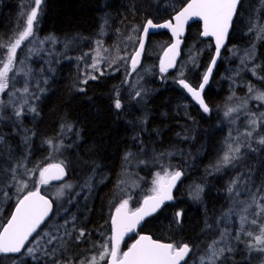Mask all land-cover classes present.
Listing matches in <instances>:
<instances>
[{
	"label": "trees",
	"instance_id": "1",
	"mask_svg": "<svg viewBox=\"0 0 264 264\" xmlns=\"http://www.w3.org/2000/svg\"><path fill=\"white\" fill-rule=\"evenodd\" d=\"M186 2L187 0H42L37 33L40 37L54 38L55 43L52 44L55 50L48 49L51 55L46 62L44 54L41 57L35 56L30 61L28 82L32 90L35 87L39 91L33 103L36 111L24 108L19 118L10 108L0 111V138L3 140L0 143V187L14 182L11 169L18 164L23 167L17 168V179L26 176V169L45 167L50 153L47 141L65 130L69 140L64 149V159L59 163L63 162L66 174L60 183L80 182L84 183V188L71 204L67 200L75 192L68 194L63 207L54 204L51 217L39 229V235L36 233L32 239L33 241L43 235L40 239L43 251L23 255L15 264H55L56 261L59 264H68L69 261L71 264H79L97 251L110 232V218L119 200L118 194L116 196L117 185L126 169L125 157L128 153L132 154L130 159L134 163L144 161L142 165L136 166L134 175L137 178L136 187L137 183L139 185L137 195L146 196L149 194L150 178L157 171L153 156L181 151L178 157H174L183 173L174 191V201L147 218L139 229V233H146L156 240L178 246L181 242L190 245L197 242L205 227L227 209L229 194L226 193L225 186L232 174H238L241 180L246 175L249 178L254 175L251 188H264V158H261L264 156V144L259 145L258 150H261H257L256 155L249 151L243 152L236 161L238 166L235 162L227 171H213L224 152L223 136L226 137V127L219 117L218 108L229 92L230 68L235 69L238 65V59L234 61L237 56L225 61L228 49L235 48L240 52L253 44V59L246 63L254 68L243 71L236 79L264 92V33L259 31L264 26V0H242L240 3L228 43L204 91L203 96L210 109L208 113H202L187 98L181 84L164 80L166 76H172L176 69L163 73L160 71L159 50L164 46L162 52L171 40L164 31L148 37L140 64L150 65L149 71L142 78L144 86L149 88L146 103L141 108L137 107L138 98L126 93V81L123 80L126 72L133 70L129 56L138 44L135 39L129 40L128 37L138 38L147 20L160 22L170 19ZM32 7L34 0H0V42L8 43L18 36L25 24L26 13ZM199 34V22L195 21L187 27L179 59V63L187 59L188 49L196 52L183 75V79L194 87L199 84L213 53L211 41L201 39ZM98 41L101 52H107L111 64V67L102 65V72L92 68L93 61L90 60L98 47ZM151 49L158 50V54L147 56L146 52ZM6 53V48H0V60L5 58ZM114 60L115 63H112ZM106 63L107 60L102 64ZM228 66V74L225 76L223 72ZM90 76H95L96 79H90ZM240 89L243 90V87ZM117 100L121 104L119 109L115 107ZM4 104H7L5 99L2 102ZM260 122L264 124V120ZM262 123H259V133L264 137ZM184 167L190 168V173H186ZM193 174L199 177L191 182L192 185L204 184L199 200L189 198L186 189H182L186 186L185 181L190 183L188 177ZM35 177L36 174L31 178L28 190L35 187ZM89 178H92L91 189L85 187ZM15 203L16 201L9 199L5 205L0 216V228ZM178 212L181 213L180 223H177ZM73 216L75 220H72ZM65 220L69 221L67 225ZM247 226L249 228L253 225ZM80 229L84 230L85 236L77 241ZM66 230L72 235H65ZM44 232L55 235L57 239L48 244L49 237ZM241 236L242 239H235L239 248L247 238ZM134 238L135 235L126 237L120 250L126 249ZM53 248L56 249L55 252ZM239 252L229 256L232 259L228 261L229 264H256L259 258L258 254L254 255L253 260L250 256L247 258L244 251L240 252L241 255ZM11 258L16 257L0 253V264H9L8 260Z\"/></svg>",
	"mask_w": 264,
	"mask_h": 264
},
{
	"label": "snow or ice",
	"instance_id": "2",
	"mask_svg": "<svg viewBox=\"0 0 264 264\" xmlns=\"http://www.w3.org/2000/svg\"><path fill=\"white\" fill-rule=\"evenodd\" d=\"M35 7L31 8V11L26 13V22L23 30L19 32L18 37L14 38L13 41L4 43L0 42V48L7 49V55L5 59L0 60V93H4L6 89L10 86L9 73L13 71L14 63L18 59L17 50L21 48L22 44L25 41H28L29 38H33V42H38L43 45L44 41H36L34 38V30L36 23L38 21V11L42 0H34ZM240 0H189V2L179 11L173 19L175 20V25L171 22H165L164 24H154L152 20H148L143 26V34L134 38L129 36V40L135 39V42L139 44V47L135 50L134 54L131 56V68L133 71L136 70L137 65L140 63V57L142 52L145 50V37L149 34L150 29L154 28H169L172 29L174 36H179L183 33L184 24L192 17H199L203 21V32L201 35L207 37L212 36L215 38L216 42V55H220L221 47L224 45L225 38L228 35L229 27L233 21V17L237 12L238 4ZM255 27V26H253ZM261 33H264V26L259 30ZM53 43H55L54 38L49 37ZM98 47L96 50V56L93 57V64L91 67L98 69L100 60L97 59L100 55V42H97ZM178 47L177 44H173L171 48L165 53V56H168V53L171 52L173 55L168 59L161 60L160 71L166 72L168 68L172 67L175 62V53ZM30 52H34L35 49H29ZM118 59H124L126 57H117ZM21 64L24 61H19ZM216 62V57H213L212 64ZM115 63V60L112 61ZM111 67V64H109ZM22 71V70H19ZM212 72V66H210L207 72L203 76V83L200 84L199 89L193 88L185 80L181 79L178 82L182 85L188 93L191 94L192 98L200 105L201 109L208 113L210 111L208 105L205 103L201 95V90L205 87L209 80V75ZM103 74V73H102ZM255 75V71L253 70ZM27 75V73H25ZM183 75V73H181ZM90 79H96L95 76H90ZM87 81H84L86 83ZM27 84L22 89L23 92H28ZM18 91H20L18 89ZM43 91V89H41ZM83 91V89H81ZM253 91L252 87H249V92ZM140 95L139 92L136 94ZM255 99L264 102V92H257ZM27 103V101H25ZM115 107L119 109L121 107L120 101L117 100ZM32 112H35L36 109L33 107L30 109ZM236 108H228L224 113L225 117H228L232 112L237 111ZM22 115V112L17 109L15 111V116L19 118ZM258 119H264V113L261 114V117ZM250 125L255 126L257 124V119H252L249 121ZM255 128L253 127V131ZM252 131H248L245 135L251 137ZM27 140V138H25ZM0 143H3L2 138H0ZM52 145V141H47ZM260 144H264V137H261L258 141ZM56 151H59L60 146H54ZM227 150L221 158L222 166H229L233 164V161L239 159V153L241 151V146L237 144L235 147L231 143L227 144ZM130 155V154H129ZM127 160L128 157L126 156ZM144 163V161H141ZM22 164H18L16 167L12 168L13 173L12 179L16 181V191L17 193H24L28 188L26 181L17 180L16 172L17 168H22ZM39 171V178L35 184V190H28L22 198H18L15 211L13 212L11 219L8 221L7 225L3 227V230L0 231V253L9 254V253H21L22 249L25 248L26 242L29 241V237L33 233H39L37 230L41 227L42 224L46 222V218H50V213L53 210L55 200H50L46 198L45 195L41 194V186L48 185L52 180H61L62 177L66 174L65 167L63 162L57 164H49L46 167L39 169H26V172L30 175L34 171ZM183 173L181 171H172L169 172L167 168L163 170V175L160 173L156 174V178L153 180V195L145 198L144 203L141 207L137 208L135 211H128V200H124L116 208L115 214L111 218V236L105 239V242L99 247L103 250L99 253V260L96 256H93L90 260H82L81 264H100V261H104L105 264H187V257H189L192 248L189 244L175 245L173 243H161L159 241L152 240L151 237L141 236L127 251L121 253L120 242L124 239V236L136 229L137 225L145 219V217L152 215L158 209L161 208V205L165 201H171L173 199L171 195L172 188L176 185L177 181L181 179ZM91 179L85 182V187L91 189ZM237 180L234 179L227 191L231 194L234 191V186L236 185ZM73 189L72 184H61L56 193V199H61L65 197L66 194L71 193ZM65 190H68L66 193ZM203 189L197 186L194 198H199L200 192ZM259 191V190H258ZM7 196V193H4ZM79 195L76 193L70 195L67 203L71 204L75 199V196ZM251 201L250 203L245 201H236L243 205L241 211L247 213L249 208L255 206V216H264V195H257L256 193H250ZM10 199V197H9ZM63 207V205H61ZM67 211V209H65ZM233 212V209H229L227 213L224 214L223 220L230 213ZM181 213H177V223H180L179 217ZM72 220H75V217H72ZM69 223L68 220H65V225ZM218 224L220 221L217 222ZM251 223L252 225L257 224V220L253 218L251 221L248 220V216L241 214L240 215V228L236 232L235 239L240 240L241 234L252 237L255 243H248V248L250 250H257L264 252V224L259 226V234L254 235L252 232L245 231V224ZM63 227V225H61ZM75 228V225H73ZM210 227V226H209ZM67 236H71L72 233L67 230L64 233ZM48 236L47 243L52 244L53 241L57 239L55 235L50 233H45ZM103 235V234H101ZM85 236L83 229L79 230V235L76 237V240L79 241L82 237ZM229 233L227 228L220 232V239L214 240L211 244L208 245L207 251L204 255L200 257V264H217V261L221 259L225 252H231L232 249L227 247L229 241ZM223 243L225 246L217 247L216 245ZM96 247V245H93ZM36 249L28 247L27 253L32 255ZM56 249L53 248V252ZM55 264H59V261H56ZM71 264V261L68 262Z\"/></svg>",
	"mask_w": 264,
	"mask_h": 264
},
{
	"label": "rangeland",
	"instance_id": "3",
	"mask_svg": "<svg viewBox=\"0 0 264 264\" xmlns=\"http://www.w3.org/2000/svg\"><path fill=\"white\" fill-rule=\"evenodd\" d=\"M34 7H35V3H34ZM38 14H39V11H38ZM24 26H25V24H24ZM36 28H37V23H36L35 30H34V38H35V40L36 41H44V43H43V45H41L38 42H33V38H29V40L28 41H25L22 44L21 48L17 50L18 59L14 63L13 71L9 73L10 78H13L14 77V79H11L10 80V86H9V88L6 89L4 93H0V111L3 110L4 108H7V109L10 108L11 112L15 113V111L17 109H19L20 111H23V109L26 108L27 111H31L30 109L34 107L33 103L35 102V100H36V98L38 96L39 91L35 87H33V90H32V86H30L29 85V82H28V76L27 75H28L29 69L31 67L30 61H31V59L33 57H35V56L36 57L37 56L41 57L44 54V60L46 62L47 59L51 55V53L48 52V49L52 48L53 50H55L54 45L52 44L53 43L52 40L51 39H48L51 36L40 37L38 35V33H37V29ZM22 30H23V28H22ZM29 49H35V51L34 52H30ZM161 49L159 50V54L161 53ZM250 49H253V44L250 45V47H248L247 49H245V51L244 50H241L239 52L235 48L228 49L229 52H227V55L225 57V61H228L233 56H237L236 59H238V57H239V59H238V62L239 63L235 67V69H231L230 68V71H231V72L229 71L230 72L229 73L230 79L228 81V83H229V86H228L229 87V92H228L227 97L224 100V102L218 108V111H220V112H218L219 113V117L220 118L222 117L221 121H224L223 123H224L225 127L228 128V129H226V137L224 139L225 142L223 141V145H224V148L223 149L226 151L227 150L226 145L229 144V143H231L233 145V147H235L237 144H239L241 146V151L239 153V158L241 157L240 155L242 154V152H246V151L247 152L249 151L251 153L256 154V152H257V150L259 148V145H262V144L258 143V141L262 137V135H259L260 134L259 133L260 132V126H259L258 123H260L259 122L260 120L263 121L264 119H258V117H259L260 113H264V102H261V101L255 99L254 97L256 96L257 92H263V91H261L259 89H256L255 87H252L253 88V91L250 93L249 92V87H251V86L249 84H247V83L240 82V79L239 78H238V80L236 79L237 76L240 77V75H241V73L243 71H246L247 69L250 70V69H253L254 68L253 66L251 67L248 63L245 64L246 61H250L251 58L253 59V51L250 50ZM96 50L94 51V53H93V55H92V57L90 59L91 61H93V57L96 56ZM188 53L189 54L186 57L187 59L185 61H183L182 63H179L178 64V66L176 67L173 75L172 76H166L164 78V80H171V81H177L178 82L179 80L183 79V75L185 73V68L188 66V62H191L194 59L195 54H196V52L195 51H192L191 49H188ZM146 54H147V56L153 57L155 54H158V50L151 49V50L147 51ZM242 54H244V55H242ZM6 55H7V53H6ZM6 55H5V57H6ZM246 55H247V57H246ZM130 58H131V55L129 56V62H130ZM246 58H247V60H246ZM97 59L100 60L99 65H101L100 67L98 65V69H99L98 71L99 72H102L103 71V68H102L103 66L102 65L109 66V64H110L109 63L110 57L107 54V52L106 53H103L100 50V55H99V57H97ZM105 60H107L108 63L102 64ZM19 61H24V63L21 64ZM149 66L150 65H148V63H143L142 65H140L139 67H137L135 71L129 70L125 74V81H126V85H127L125 87H128V88L130 87L129 89L128 88H125V90H126L127 93L129 91L131 92V93H128V94H130V95L133 94L135 98H138V101L139 102H138L137 107H140V108L143 106L144 103H146L147 98H148V95H149V88H147L146 86H144V84L142 82V78L145 76V73L149 71V68H150ZM159 66H160V64H159ZM243 66H245V67L243 68ZM228 67H226L225 71L223 72V75L225 74V76H227V74H228V72L226 71V70H228ZM104 69H108V68H104ZM19 70H22V71H19ZM92 71H96V70H93L92 69ZM25 73H27V75H25ZM181 73H183V75H181ZM17 80H20V81L19 82H16ZM130 83H132V84H130ZM26 84H27V87L29 89L27 93H25V92L22 91V89L26 86ZM246 86H247V88H246ZM240 87H243V90H241ZM18 89L20 91H18ZM137 92L140 93L139 96L136 95ZM27 94H28V96H27ZM230 94L232 95V97H231ZM242 95H244V96H242ZM241 96H242V98H241ZM4 99H5V101H7V104L2 105V102L4 101ZM25 101H27V103H25ZM130 107H132V106H130ZM230 107L231 108H236L238 110L232 112L228 117H225L224 113ZM127 108H129V107L127 106ZM222 109H223V111H222ZM240 116H242L241 117L242 120H241ZM252 119H257V124L255 126L250 125V123H249V121L252 120ZM237 127H239V128H237ZM253 127L255 128L254 131H253ZM230 128H231V130H230ZM232 128L234 129V131H233ZM248 131H252V133H253L252 136H251V138L249 136L245 135V133L248 132ZM67 133L68 132L65 131V130L61 131L54 139L50 140V141H52V145H50L48 143L49 144V152L50 153H49V156H48L46 165H48V164H57V163H59V161H63L64 156H65L64 149H65V147L67 145L66 144L67 143V140H69V135ZM227 136H228L229 139L227 138ZM226 140H229V141L227 142ZM244 142H245V144H244ZM225 143H227V144L225 145ZM57 145L60 146L59 147V151H56L55 150V147L54 146H57ZM253 146H254V148H253ZM180 153H181V151H178V152L170 151L167 154H157V155L154 156V158L156 159V160L154 159V162L156 163V169H157V171L155 173H153V176L150 178V181L151 182H150V186L148 188L149 194H154L153 193V180L156 178V174L157 173H160V175H163V170L165 168H167L169 172H172V171H180V169L177 166V162L178 161H175L174 160V157H178L180 155ZM223 155H224V153H223ZM127 156H128V159H127L126 169L124 170V173L122 175V178H121L120 182L117 185L118 186V189L116 191V196L118 194V196H119L118 199L119 200L117 201V205L116 206L120 205V203L122 201L128 200V206L130 205L129 206V209L132 210V209L136 208V206H138L139 201L144 197L143 195H139V196L137 195V190H138V186L139 185L137 183V187H136L137 178L134 175V171H135L136 166H140L143 163H141V162H139V164L134 163L130 159L131 156H132L131 153H128ZM156 156H157V158H156ZM222 156H221V158H222ZM221 158L218 161L216 167H214L215 168V170L213 169L214 172L217 171V173H218V172H220L223 169H230V168L233 167V164H235V162L237 161V160H235V162L233 161V164L231 166L230 165L229 166H222V164L219 163V162H221ZM184 168L186 169V173H190V168H187V167H184ZM37 169H39V168H37ZM219 169H220V171H219ZM35 174H36V177L34 178V180H35V183H36V181L39 178V171L38 170L32 172L30 175L27 173L24 178L17 179V180L26 181L27 184H28V187H29L30 180H31V178ZM198 177H199L198 175L193 174V176L191 175V176L188 177L190 183H188V181L187 182L185 181L186 186L189 185L188 187H190L189 189H188V187H185L186 188V192L188 193V197L189 198H194V195H195L194 192L196 191V188L197 187L195 186V184L192 185L191 182L193 180H195V178H198ZM246 177L247 176L243 177V180H240L239 179V175L236 174V175H232V178H230L231 181H230V179H229V181H227V184L225 186V191H226L227 194H229V195H227V197L229 196L228 197L229 200L227 199L228 200V207H227V209L225 211L220 212L217 215L216 220L210 224V228H209V226L208 227H205V231L203 232L202 235H200L201 238L199 237V239H198L197 242H194L193 245H190L191 248L192 247L193 248H192V251L190 253V256L191 257L187 260V264H200V257L206 253L209 244H211L214 240H219L220 239V232L223 231V230H225L224 229V226H226L225 228H227L228 233H229V237L231 239V240L229 239V241H228V243H227L226 246L227 247H230V248L231 247L232 248L234 247V248L232 249L231 252H225L224 255L222 256L223 258L221 257V259H220L221 261L220 260L217 261V264H229L228 260L229 261H232L231 259H229V256H230L229 254H232L234 251L236 253L238 251L242 252L244 250H245L244 252H246L245 255L247 257L250 256L251 258L254 257V255H257L259 253L258 254L259 255V258L257 259L256 264H264V260H263L264 259V252H260V251H257L255 249H253V250L256 251L255 252L253 250L248 249V243L249 242L255 243V241L252 239V237H248V236H246L244 234H241V235H244L245 237H247L246 240L249 239V241H246V240L243 241L242 248H245L246 247V249H242V251L239 248V245H237L236 244V241H235L236 232L240 228V223L239 222H240V215L241 214L247 216L248 215L247 213L248 212L251 213V211H252V213L250 215H248V217H249L248 220L251 221L253 218H255L257 220L256 226L257 225L258 226L256 227L255 225H253V230H252V228H250L251 230H249V228H247V225L245 224V231H247V232H249V231L252 232L253 231V234L254 235H257V234H259V231L258 230H259V226L261 225L259 223L262 222V224H264V216H262V218H263L262 219L260 216H255L254 215L255 210H253V209H255V206L249 208V210H248L247 213H244V212L241 211L243 205H241L239 203H236V201H245V202L250 203V201H251V196L249 195L250 193H256V194L259 193L257 195H264V188L262 190L260 189V191H258L259 189L256 188V187H252V189H250L251 186H253V178L252 177L251 178H249V177L246 178ZM234 179L237 180V183L234 186V191L230 194L227 191V188L229 187L230 183ZM245 183H246L247 188H246V186H244ZM61 184H63V183H58V184H53V185L52 184H48V185H44L42 187V192L45 193L46 195L50 196L52 198V200H55V204H58L60 207H61V205H63L66 197L69 194L68 193V190H65L66 193H68V194H66L64 198H61L60 199L61 201H59V199H56L55 193H56L58 187ZM64 184H72L73 185L72 192L79 193V194L82 193V189L84 188L83 187V184L84 183H80V182L77 183V184L76 183L66 182ZM74 185H76V186H74ZM197 186H199L200 188L204 189V184L203 183L202 184L200 183ZM238 188H239V190H238ZM243 188H245L247 190H245ZM193 189H194V191H192ZM26 191H28V188L25 190V192ZM256 191H258V192H256ZM5 192L7 193V196L4 195ZM201 193L202 192H200L199 196L201 195ZM22 194L23 193H17V191H16V181H14L13 183L12 182H9L8 185H4V186L0 187V201H1L0 202V204H1L0 205V216H1V213H2L5 205L9 201V197H10V199H12L14 201H17L18 198ZM192 194H194V195H192ZM190 195H192V197ZM129 197H131V198L129 199ZM133 205H135V207H133ZM229 209H233V212L230 213L227 217H225L222 220L221 218L224 217V214L227 213L229 211ZM233 218H234V220H233ZM218 221H220L219 224L217 223ZM247 224H251V223H247ZM254 227H256V228H254ZM256 231H258V232H256ZM43 234H45V232ZM42 236L43 235H41L40 237L35 238L26 247V249L23 251V253L21 255H19L16 258L9 259L8 260V263L9 264H15V263H17V262L20 261L19 258L22 257L23 255H29L27 253V248L28 247H31V248L36 249V251L34 253H41L43 251V249L41 248V245H40V239L42 238ZM109 236H110V232H109V235H106L104 237V241L100 245H102L105 242V239L107 237H109ZM232 238H234V239L232 240ZM216 246L217 247H223L225 245L223 243H221V244H218ZM102 250L103 249L99 247V249L97 251H95V252L91 253L90 255H88V257H86L84 260H86V261L87 260H90L93 256H96V258L99 260V253ZM121 253H122V251H121ZM226 254L229 255V256L227 257ZM224 256H225V258H224ZM254 259L255 258H253V260ZM258 260L260 262H258ZM223 261H224V263H223ZM104 263H105L104 261H100V264H104ZM79 264H81V262Z\"/></svg>",
	"mask_w": 264,
	"mask_h": 264
},
{
	"label": "water",
	"instance_id": "4",
	"mask_svg": "<svg viewBox=\"0 0 264 264\" xmlns=\"http://www.w3.org/2000/svg\"><path fill=\"white\" fill-rule=\"evenodd\" d=\"M241 1H242V0H240V3H241ZM188 2H189V0H188V1H187V2H186V3H185V4H184V5H183L178 11H176V12L171 16L170 19H166V20H164V21H160V22H153V21H152V22H153L154 24H164L165 22H171L173 25H175V20L173 19V17H174L179 11H181L182 8H183L184 6H186V4H187ZM240 3L238 4L237 12H238V9H239V6H240ZM237 12H236V14H235L234 17H233V21H232V23H231V25H230V27H229L228 35H227V37L225 38L224 45L221 47L220 55H219V56L216 55V42H215V38L212 37V36H207V37H205V36L201 35V33L203 32V21H202L199 17H192V18H190V19L184 24V27H183V33H182L181 35H179V36H174V35H173V32H172V29H169V28H154V29H150L149 34L145 37V47H146V43H147L148 37H149L151 34H155V33L161 32V31H164V32L168 33V35H169L170 38H171V41H170V43L164 48V50H163L162 53H161V56H160V66H161V60H162V59L165 60V62H167L168 59L173 55V53L169 52V53H168V56H165V53L171 48V46H172L173 44H177V43H178V47H177V49H176V53H175V62H174V64H173V66L170 67V68H168V70H167V71H172V70H174L175 67L177 66V63H178V61H179V59H180V57H181V49H182V45H183V43H184V37H185L186 32H187V27H188L191 23H193V22H195V21H196V22H199V23H200V34H199L200 38H201V39H209V40L212 42V47H213L212 57H211V59H210V61H209V63H208V66L206 67V69H205V71H204V74H205V73L207 72L208 68H209L210 66H212V72H211V74L209 75V80H208L207 84L205 85V87L203 88V90H201V95H202V98L204 99V97H203V93H204L206 87L208 86V84H209V82H210V80H211V77H212V75H213V73H214V71H215V69H216V67H217V65H218V62H219V60H220V56H221L222 51H223V49L226 47V45H227V43H228L229 35H230L231 30H232L233 22H234V20H235V18H236ZM147 21H148V20H147ZM147 21H146V22H147ZM146 22L143 24V26L146 24ZM142 34H143V27H142V29H141L140 36H141ZM138 47H139V44L137 45L136 49H137ZM136 49H135V50H136ZM144 51H145V50H144ZM144 51H143L142 54H141L140 62L142 61V58H143V55H144ZM134 52H135V51H134ZM133 54H134V53H133ZM133 54H132V55H133ZM213 57H216V62H215L214 65L212 64ZM139 64H140V63H139ZM139 64H138V65H139ZM138 65H137V66H138ZM130 66H131V60H130ZM204 74H203V76H204ZM203 76H202V78H201V80H200V83L198 84L197 87H194V86H192V85H190V86H192L193 88L199 89L200 84L203 83ZM187 83H188V82H187ZM182 88H183V87H182ZM183 89H184V88H183ZM184 91H185V93L187 94V96H188V98L190 99V101H191L194 105H196V106L199 108V110H200L201 112L205 113V112L201 109L200 105L196 102V100H194V99L192 98L191 94L188 93L186 89H184ZM204 101H205V99H204ZM205 103H206V101H205ZM206 104H207V103H206ZM62 178H63V177H62ZM61 180H62V179H61ZM61 180H52V181H50V182H59V181H61ZM178 182H179V181H177V183H178ZM177 183H176V185H177ZM176 185L172 188V191H171V195H172V197H173V190H174V188L176 187ZM34 190H35V189H34ZM34 190H33V191H34ZM41 194L44 195L42 192H41ZM152 195H153V194H152ZM152 195H149V196H152ZM45 196H46V195H45ZM22 197H23V196H22ZM22 197H21V198H22ZM146 197H148V196H146ZM146 197H144V198L141 200V203H140V205H139L137 208H139V207H141V206L143 205L144 200H145ZM46 198L50 199V198L47 197V196H46ZM50 200H51V199H50ZM172 201H173V199H172L171 201H165L164 204L161 205V208H162L165 204H167V203H169V202H172ZM15 207H16V205L13 207V209H12V211H11V214H10L9 218H8L7 221L4 223V225L2 226V228H1L0 231L3 230V227L6 226L7 223H8V221L11 219V216H12L13 212L15 211ZM53 207H54V206H53ZM137 208H136V209H137ZM161 208H160V209H161ZM136 209H134L133 211H135ZM160 209H158V210H157L155 213H153L152 215L156 214ZM52 211H53V210H52ZM115 211H116V209L113 211V214H112V215L115 214ZM128 211H129V210H128ZM51 213H52V212H51ZM51 213H50V215H51ZM152 215H150V216H152ZM150 216L145 217V219H147V218L150 217ZM111 218H112V216H111ZM47 219H48V218H46V220H47ZM145 219H144V220H145ZM144 220L141 221V223H140L139 225H137V227H136V229H135L134 231L127 233V234L124 236V238H125L126 236H129V235H132V234H136L137 231H138V229L141 227L142 223L144 222ZM110 224H111V221H110ZM41 226H42V225H41ZM111 227H112V226H111ZM34 234H35V233H33V235H34ZM33 235L29 237V240L33 237ZM141 236H148V237H151V236L148 235V234L141 233V234H139V235L134 239V241L130 244L129 247H131L132 244H134L137 240H139ZM151 239H152V240H155V241H159V240L153 239L152 237H151ZM123 240H124V239H123ZM123 240H122V241H123ZM122 241L120 242V244L122 243ZM159 242H161V243H169V242H163V241H159ZM27 243H28V242H26V244H27ZM129 247H128V248H129ZM128 248L125 249L124 251H127ZM22 250H23V249H22ZM19 254H20V253H9V254H5V255H13V256H17V255H19ZM181 264H183V262H181Z\"/></svg>",
	"mask_w": 264,
	"mask_h": 264
},
{
	"label": "bare ground",
	"instance_id": "5",
	"mask_svg": "<svg viewBox=\"0 0 264 264\" xmlns=\"http://www.w3.org/2000/svg\"><path fill=\"white\" fill-rule=\"evenodd\" d=\"M250 50H251V49H250ZM250 50H249V51H250ZM244 51H245V50H244ZM248 53H249V52H248ZM236 54H237V53H236ZM242 55H244V54H242ZM249 56H250V55H249ZM251 56H252V55H251ZM233 57H236V56H233ZM246 57H247V55H246ZM238 59H239V57H238ZM235 60L237 61V59H234V61H235ZM242 60H243V59H242ZM246 60H247V58H246ZM246 60H245V61H246ZM249 60H250V59H249ZM252 61H253V60H252ZM237 62H238V61H237ZM237 62H236V63H237ZM241 62H242V61H241ZM246 62H247V61H246ZM246 62H245V64H246ZM249 62H250V61H249ZM26 63H27V62H26ZM238 63H239V62H238ZM238 63H237V64H238ZM43 64H44V63H43ZM234 64H235V63H234ZM44 65H45V64H44ZM239 65H240V64H239ZM241 66H242V65H241ZM235 67H236V66H235ZM244 67H245V66H243V68H244ZM39 68H40V67H39ZM228 68H229V67H228ZM232 69H233V68H232ZM236 70H237V69H236ZM124 78H125V77H124ZM123 81H125V79H124ZM83 82H84V81H83ZM120 84H121V82H120ZM130 84H132V83H130ZM240 84H241V83H240ZM126 86H127V85H126ZM131 86H132V85H131ZM122 88H123V87H122ZM122 88H121V89H122ZM126 88H128V87H126ZM129 88H130V87H129ZM129 88H128V89H129ZM133 88H134V87H133ZM246 88H247V86H246ZM121 89H120V91H121ZM131 89H132V88H131ZM135 89H136V88H135ZM245 90H246V89H245ZM245 90H244V91H245ZM235 91H236V90H235ZM126 93H127V92H126ZM128 93H131V92L129 91ZM184 94H185V93H184ZM231 94H232V93H231ZM231 94H230V95H231ZM241 94H242V93H241ZM241 94H240V95H241ZM230 95H229V96H230ZM240 95H239V96H240ZM246 95H247V94H246ZM242 96H244V95H242ZM242 96H241V98H242ZM231 97H232V95H231ZM236 97H237V96H236ZM187 98H188V97H187ZM239 98H240V97H239ZM241 98H240V99H241ZM126 99H127V98H126ZM233 99H234V98H233ZM228 100H229V99H228ZM230 100H231V99H230ZM222 107H223V106H222ZM222 111H223V109H222ZM218 112H220V111H218ZM218 114H219V113H218ZM241 117H242V116H240V118H241ZM243 117H244V116H243ZM260 117H261V116H260ZM258 118H259V117H258ZM221 119H222V117H221ZM226 119H227V118H226ZM218 120H219V119H218ZM241 120H242V118H241ZM237 121H238V120H237ZM222 122H224V121H222ZM259 122H260V121H259ZM230 123H231V122H230ZM236 123H237V122H236ZM236 123H235V124H236ZM260 123H262V122H260ZM219 124H220V123H219ZM222 124H224V123H222ZM228 124H229V123H228ZM258 124H259V123H258ZM262 124H263V123H262ZM263 125H264V124H263ZM221 126H222V125H221ZM223 126H224V125H223ZM231 126H232V125H231ZM237 128H239V127H237ZM261 128H263L262 125H261ZM226 129H228V128H226ZM232 129H233V128H232ZM230 130H231V128H230ZM235 130H236V129H235ZM258 130H259V129H258ZM263 130H264V129H263ZM225 131H226V130H225ZM233 131H234V129H233ZM233 131H232V132H233ZM260 131H261V130H260ZM236 133H237V132H236ZM236 133H235V134H236ZM263 133H264V131H263ZM223 134H224V133H223ZM225 134H226V133H225ZM259 135H260V134H259ZM235 136H236V135H235ZM223 137L225 138V136H223ZM229 137H230V136H229ZM262 137H263V136H262ZM227 138H228V136H227ZM250 138H251V137H250ZM228 139H229V138H228ZM237 140H238V139H237ZM250 140H251V139H250ZM226 141L228 142L229 140H226ZM251 141H252V140H251ZM224 142H225V141H224ZM248 142H249V141H248ZM219 143L221 144V141H220ZM249 143H250V142H249ZM226 144H227V143H225V145H226ZM244 144H245V142H244ZM250 145H251V144H250ZM70 146H71V145H70ZM220 146H222V145H220ZM220 146H219V147H220ZM226 146H227V145H226ZM71 147H72V146H71ZM242 148H243V147H242ZM253 148H254V146H253ZM259 148H260V147H259ZM246 149H247V148H246ZM252 150H253V149H252ZM260 150H261V149H259L258 151H260ZM219 151H220V150H219ZM222 151H223V150H222ZM224 151H225V150H224ZM258 151H257V152H258ZM223 153H225V152H223ZM223 153H222V155H223ZM242 153H243V152H242ZM184 154H185V153H184ZM253 154H254V153H253ZM175 155H176V154H175ZM198 155H199V154H198ZM220 155H221V154H220ZM244 155H246V154H244ZM250 155H251V154H250ZM255 155H256V154H255ZM163 156H164V155H163ZM258 156H259V155H258ZM258 156H257V157H258ZM153 157H154V156H153ZM165 157H166V156H165ZM257 157H256V158H257ZM156 158H157V156H156ZM219 158H220V157H219ZM261 158H264V156L261 157ZM154 159H155V158H154ZM186 159H187V158H186ZM191 159H192V158H191ZM155 160H156V159H155ZM157 160H158V159H157ZM243 160H244V159H243ZM247 160H249V159H247ZM250 160H251V159H250ZM151 161H152V160H151ZM160 161H161V160H160ZM259 161H261V160L259 159ZM158 162H159V161H158ZM163 162H164V161H163ZM234 162H235V161H234ZM240 162H241V161H240ZM247 162H248V161H247ZM257 162H258V161H257ZM219 163H221V162H219ZM157 164H158V163H157ZM236 164H237V162H236ZM240 164H241V163H240ZM257 164H258V163H257ZM238 165H239V164H237V166H238ZM230 166H231V165H230ZM260 166H261V165H259V167H260ZM234 168H235V167H234ZM234 168H233V169H234ZM200 169H201V168H200ZM220 169H221V168H220ZM220 169H219V171H220ZM247 169H248V168H247ZM256 169H257V168H256ZM256 169H255V170H256ZM214 170H215V169H214ZM217 170H218V169H217ZM225 170H226V169H225ZM255 170H254V171H255ZM263 170H264V169H263ZM226 171H227V170H226ZM238 171H239V170H238ZM259 171H260V170H259ZM216 172H217V171H216ZM233 172H234V171H233ZM242 172H243V171H242ZM210 173L212 174V171H210ZM210 173H209V174H210ZM213 173H214V172H213ZM218 173H219V172H218ZM235 173H236V170H235ZM251 173H252V172H250V175H251ZM216 174H217V173H216ZM247 174H249V173L247 172ZM254 174H255V173H254ZM213 175H214V174H213ZM232 175H233V174H232ZM250 175H249V176H250ZM215 176H216V175H215ZM220 176H221V175H220ZM225 176H226V175H225ZM246 176H247V175H246ZM261 176H262V175H261ZM263 176H264V175H263ZM213 177H214V176H213ZM251 177H252V175H251ZM251 177H250V178H251ZM131 178H132V177H131ZM231 178H232V177H231ZM246 178H247V177H246ZM252 178L254 179V175H253ZM256 178H257V177H256ZM256 178H255V180H256ZM240 180H241V179H240ZM242 180H243V177H242ZM230 181H231V179H230ZM222 182H223V181H222ZM244 182H245V181H244ZM258 182H259V180H258ZM238 183H239V182H238ZM255 183H256V182H255ZM201 184H202V183H201ZM218 184H219V183H218ZM218 184H217V185H218ZM220 184H221V183H220ZM253 184H254V182H253ZM197 185H198V184H197ZM197 185H195V186L197 187ZM238 185H239V184H238ZM241 185H242V184H241ZM250 185H251V184H250ZM255 185H256V184H255ZM263 185H264V183H263ZM263 185H261V186H263ZM184 186H185V185H184ZM184 186L182 187V189H184L185 187H188L189 185H188V186H185V187H184ZM191 186H192V185H191ZM202 186H203V185H202ZM218 186H219V185H218ZM244 186H246V183H245ZM259 186H260V185H259ZM193 187H194V186H193ZM246 187H247V186H246ZM256 187H257V186H256ZM189 188H190V187H188V189H189ZM219 188H220V187H219ZM240 188H241V187H240ZM260 188H261V187H259V191H260ZM180 189H181V187H180ZM185 189H186V188H185ZM185 189H184V190H185ZM243 189H245V188H243ZM251 189H252V188H251ZM253 189H254V188H253ZM238 190H239V188H238ZM245 190H247V189H245ZM182 191H183V190H182ZM192 191H194V189H193ZM251 191H252V190H251ZM251 191H250V192H251ZM189 192H190V191H189ZM244 192H245V191H244ZM256 192H258V191H256ZM182 193H183V192H182ZM194 193H195V192H194ZM213 193H214V192H213ZM180 194H181V193H180ZM190 194H191V193H190ZM246 194H247V193H246ZM257 194H259V193H257ZM187 195H188V193H187ZM192 195H194V194H192ZM192 195H190V196L192 197ZM249 195H250V194H249ZM249 195H248V196H249ZM238 196H239V195H238ZM240 196H241V195H240ZM243 196H244V195H243ZM183 197H184V196H183ZM228 197H229V196H228ZM245 197H246V196H245ZM53 198H54V197H53ZM63 198H64V197H63ZM66 198H67V197H66ZM130 198H131V197H129V199H130ZM181 198H182V197H181ZM247 198H248V197H247ZM194 199H195V198H194ZM199 199H200V198H199ZM199 199H198V200H199ZM182 200H183V199H182ZM187 200H189V199H187ZM190 200H191V199H190ZM59 201H61V200L59 199ZM215 201H216V200H215ZM0 202H1V201H0ZM2 202H3V201H2ZM193 202H194V201H193ZM216 202H217V201H216ZM60 203H61V202H60ZM179 203H180V202H179ZM186 203H187V202H186ZM191 203H192V202H191ZM3 204H4V203H3ZM61 204H62V203H61ZM129 204H130V203H129ZM188 204H189V203H188ZM226 204H227V203H226ZM0 205H1V204H0ZM57 205H58V204H57ZM66 205H67V204H66ZM180 205H181V204H180ZM129 206H130V205H129ZM129 206H128V207H129ZM210 206H211V204H210ZM220 206H221V205H220ZM234 206H235V205H234ZM224 207H225V206H224ZM237 207H238V206H237ZM242 207H243V206H242ZM234 208H235V207H234ZM60 209H61V208H60ZM237 209H238V208H237ZM58 210H59V209H58ZM58 210H57V211H58ZM132 210H133V209H132ZM213 210H214V209H213ZM221 210H222V209H221ZM251 210H252V209H251ZM253 210H255V209H253ZM58 212H60V211H58ZM58 212H57V213H58ZM236 212H237V211H236ZM216 213H217V212H216ZM240 213H241V212H240ZM248 213H249V212H248ZM251 213H252V211H251ZM205 215H206V214H205ZM247 216H248V215H247ZM254 217H255V216H254ZM260 217L262 218V216H260ZM230 218H231V217H230ZM248 218H249V217H248ZM258 218H259V217H258ZM208 219H209V218H208ZM231 219H232V218H231ZM251 219H252V218H251ZM259 219H260V218H259ZM262 219H263V218H262ZM206 220H207V219H206ZM233 220H234V218H233ZM210 221H211V220H210ZM260 221H261V220H260ZM239 223H240V222H239ZM258 223H259V222H258ZM235 224H236V223H235ZM259 224H262V222H260ZM246 225H251V224H247V223H246ZM208 226H210V223L208 224ZM229 226H230V225H229ZM232 226H233V225H232ZM232 226H231V227H232ZM251 226H252V225H251ZM255 226H256V225H255ZM257 226H258V225H257ZM257 226H256V227H257ZM177 227H178V226H177ZM219 227H220V226H219ZM225 227H226V226H224V229H225ZM247 227H248V226H247ZM256 227H254V228H256ZM209 228H210V227H209ZM221 228H222V227H221ZM249 228H252V230H253V226H252V227H249ZM222 230H223V229H222ZM249 230H251V229H249ZM258 231H259V230H258ZM258 231H256V232H258ZM249 232H251V231H249ZM252 233H253V231H252ZM209 234H210V233H209ZM204 235H205V234H204ZM216 235H217V234H216ZM248 237H249V236H248ZM243 238H244V237H243ZM209 239H210V238H209ZM240 239H242V236H241ZM244 239H245V238H244ZM246 239H247V238H246ZM246 239H245V240H246ZM230 240H231V239H230ZM243 241H244V240H243ZM246 241H249V239L246 240ZM183 243H184V242H183ZM183 243L181 242V244H183ZM237 243H238V242H237ZM237 243H236V244H237ZM188 244H189V243H188ZM189 245H190V244H189ZM197 245H198V244H197ZM228 246H229V245H228ZM230 246H231V245H230ZM195 247H196V246H195ZM192 248H193V247H192ZM199 248H200V247H199ZM233 248H234V247H233ZM233 248L231 247V249H233ZM240 249H246V247H245V248H242V246H241ZM248 249H249V248H248ZM197 250H198V249H197ZM237 250H238V249H237ZM244 251H245V250H244ZM249 251H250V250H249ZM253 251H255V250H253ZM255 252H256V251H255ZM234 253H235V251L233 252V254H234ZM236 253H237V252H236ZM239 253H240V252H239ZM245 253H246V252H245ZM233 254H229V255H230V256H234ZM253 254H254V253H253ZM258 254H259V253H258ZM226 255H227V254H226ZM229 255H227V257H228ZM240 255H241V253H240ZM240 255H239V256H240ZM243 255H244V254H243ZM245 256H246V255H245ZM255 256H257V255H255ZM190 257H191V256H190ZM190 257H189V258H190ZM236 257H237V256H236ZM222 258H223V257H222ZM224 258H225V256H224ZM232 258H233V257H232ZM247 258H248V257H247ZM252 258H254V257H252ZM229 259H230V258H229ZM233 259H234V258H233ZM235 259H236V258H235ZM242 259H244V256H242ZM260 259H261V258H260ZM231 260H232V259H231ZM239 260H240V258H239ZM239 260H238V261H239ZM263 260H264V259H263ZM220 261H221V260H220ZM226 261H227V260H226ZM228 261H229V260H228ZM234 261H235V260H234ZM241 261H242V260H241ZM261 261H262V260H261ZM239 262H240V261H239ZM246 262H247V261H246ZM218 263H219V262H218ZM223 263H224V261H223ZM229 263H230V262H229ZM231 263H232V262H231ZM244 263H245V262H244ZM236 264H237V263H236ZM241 264H242V263H241ZM252 264H253V262H252Z\"/></svg>",
	"mask_w": 264,
	"mask_h": 264
}]
</instances>
